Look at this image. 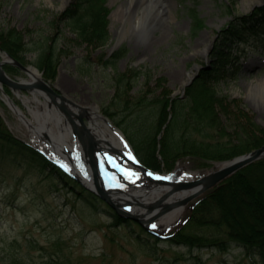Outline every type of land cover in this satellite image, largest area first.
Returning a JSON list of instances; mask_svg holds the SVG:
<instances>
[{"label": "rangeland", "instance_id": "rangeland-1", "mask_svg": "<svg viewBox=\"0 0 264 264\" xmlns=\"http://www.w3.org/2000/svg\"><path fill=\"white\" fill-rule=\"evenodd\" d=\"M158 1L164 6L159 18L144 21L136 33H129L130 21L126 16L140 13L138 0L133 3L130 0H107L111 40L104 49L95 51L75 45V34L57 20L70 7L72 0H0V25L25 32L30 48L34 46L32 41L38 43L41 38L50 36L52 45L57 44L69 51L61 58L53 80H46L43 72L31 64L36 51L25 55V64L19 63L36 68L45 82L71 102L85 107L89 113V109L96 108L130 145L123 130L130 118L123 121L120 113L111 119L103 113L106 108L114 110L110 105L115 93L112 85L114 73L122 74L129 69L149 72L153 77L150 85L156 93L167 89L172 98H183L185 90L200 73L209 69L218 33L233 17L248 15L256 8L264 7V0ZM194 16L202 25L198 26ZM253 40L254 37L248 34L238 45L232 63L234 74L223 78L215 88L220 96L236 100L254 122L264 128V49L255 48ZM123 48L126 54L117 62L116 68H103L98 58L104 55L107 59ZM3 56L5 52L0 49V61ZM4 66L17 69L11 74L5 70L13 80L26 82L30 79L18 67ZM157 78L165 79L162 88H156ZM144 82V78L139 79L131 97L141 95L145 90ZM257 83L262 85L253 89ZM5 89L12 93L10 96L24 114L34 120L31 110L36 104L27 105L22 100V96L33 99L32 92L17 91L21 95L18 99L15 91L7 86ZM52 108L55 109L53 105ZM0 117L13 137L39 151L1 91ZM84 122L89 124L88 120L84 119ZM98 122L103 129L109 126L103 119ZM109 133L106 130L108 137ZM216 165L205 166L186 158L176 162L171 171H167L162 163L158 173L175 172L180 180H196ZM136 171L130 170L133 176ZM200 196L176 207L182 211L171 227L161 229L160 225L153 227L152 224L150 228L161 237L171 234L182 225L191 205ZM112 212L114 210L106 202L80 184L62 183L49 175L48 170L41 171L34 165L17 164L12 159L0 157V264H49L51 260L60 264H251L235 246L219 252L157 242L149 236L146 227L134 220L127 219L129 224L115 225ZM13 256H17V263L12 261Z\"/></svg>", "mask_w": 264, "mask_h": 264}, {"label": "trees", "instance_id": "trees-1", "mask_svg": "<svg viewBox=\"0 0 264 264\" xmlns=\"http://www.w3.org/2000/svg\"><path fill=\"white\" fill-rule=\"evenodd\" d=\"M106 3L107 0H72L70 7L57 19L75 34V45L95 51L110 43V10ZM194 18L198 26L202 25ZM248 31L254 34L255 47H264V7L256 8L248 15L233 17L218 33L209 69L200 73L185 90L183 98H172L167 89L156 93L150 85L153 77L149 72L129 69L122 74L114 73L115 93L110 102L114 110L106 108L103 113L111 119L120 113L123 121L130 118L123 130L144 166L159 171L163 163L165 169L171 171L176 162L186 158L208 166L264 146V128L256 124L236 100L220 96L215 88L223 78L234 74L232 49ZM25 35L14 27L0 25V49L22 64H25L24 57L28 52L36 51L31 64L43 72L46 80H53L61 58L69 51L52 45L50 36L41 38L38 43L32 41L34 46L30 48ZM125 54L123 48L107 59L104 55L98 59L103 68L115 69ZM4 67L10 74L17 71L11 66ZM140 78L145 79V90L140 96L131 97ZM164 84V78L155 79L156 88H162ZM6 92L10 94L8 90ZM0 157L12 159L17 164L34 165L41 171L48 170L49 175L62 183L78 186L31 146L13 137L1 117ZM111 214L115 225L130 223L115 212ZM149 236L157 242L162 241ZM166 242L219 252L235 246L251 264H264V158L238 170L200 196L191 205L188 217ZM29 245L35 248L34 244ZM12 261L17 263V256H13ZM49 264L60 263L51 260Z\"/></svg>", "mask_w": 264, "mask_h": 264}, {"label": "bare ground", "instance_id": "bare-ground-1", "mask_svg": "<svg viewBox=\"0 0 264 264\" xmlns=\"http://www.w3.org/2000/svg\"><path fill=\"white\" fill-rule=\"evenodd\" d=\"M132 3L134 0H130ZM138 6L140 8V13L132 15L128 14L126 17L130 21V27L128 28L129 33H136L141 26L142 22H152L157 20L159 15L164 10V6L158 0H138ZM208 53V49H205V54ZM3 60H8L6 56H3ZM30 79L26 81L29 84H37L41 80V75L34 69L29 72ZM24 82V81H23ZM262 83H257L252 88H256ZM251 88V90H252ZM33 99L22 96V100L27 105L36 104L35 109H30L33 115V119L28 118L20 107L16 105L10 94L8 95V103L12 102L14 106H11L14 114L17 118L25 125L28 129V133L32 138L33 142L39 147L52 161L59 167V169L74 175L78 180L76 182L83 183L88 188H94V182L92 177V170L88 167V163L82 157V150L79 141L74 139L72 125L66 121L61 113L55 110H48L47 100L42 98L44 96L40 90H31ZM14 94L17 98H21L20 92L15 91ZM9 103V104H10ZM91 114L92 134L97 140V142L109 149H122L121 153L128 157H131V149L127 146V143L122 138V135L118 131H114L108 126H104V129L98 122L100 115L96 108L89 109ZM53 122L54 125H51ZM106 130L110 133L109 137L106 134ZM105 151V150H104ZM110 154V153H106ZM111 156L113 154H110ZM109 166L113 170V175L108 176L106 172L104 173L106 182L104 180L103 187L106 190H110V196L113 201L119 203L124 202V206H129V211L132 214L148 220L151 217H158L156 224L160 225L159 228L165 229L171 227L172 224L178 220L181 213V209H174L167 214H163L160 208H155L149 210L146 208L147 204L154 202L156 200H162L164 194L169 186H157L153 183L147 182L146 179H140L137 174L132 175L130 170L127 169L128 164L121 162L120 159L114 158L110 160ZM100 165L97 166L99 168ZM108 167V166H107ZM106 171V169L104 170ZM117 178V179H116ZM103 179V178H102ZM146 181V182H144ZM130 187V190L126 188ZM123 189L125 192L119 193L118 190ZM185 194L173 193L168 195L166 204L173 203L181 200ZM133 201V209L130 202ZM165 202V200H164Z\"/></svg>", "mask_w": 264, "mask_h": 264}, {"label": "water", "instance_id": "water-1", "mask_svg": "<svg viewBox=\"0 0 264 264\" xmlns=\"http://www.w3.org/2000/svg\"><path fill=\"white\" fill-rule=\"evenodd\" d=\"M5 56L8 58V60H1L0 61V91L8 100V95L4 92L3 86H7L14 91H28L31 92V90H40L41 93L44 94V96H41L42 98L47 100L48 108L55 110L59 112L57 109H59L66 119L71 125L73 130L74 139L79 141L81 144V147L83 149V152L85 154V160L89 164L92 170V177L94 182V188H88L83 183H80L83 187L90 190L92 193H94L96 196H98L101 200L106 202L114 211L115 213L125 219H131L139 223L141 226L146 227L147 225L156 221L158 217H151L148 220H144L134 214H132L131 211H129V206H124V202H115L113 201L112 197L110 196V190H106V188L103 187L104 180L105 179V171L100 176L97 168V161L102 160L104 163L109 165V161L107 157L104 154V150H111L115 155L120 156L124 161H127L131 166H133L135 169H137L143 176H145L150 182H154L157 186H169L170 188L163 196L162 200H156L152 201L149 204H147L146 208L149 210H153L155 208H160L162 210L163 214H167L171 212L172 210L176 209V207L180 205H185L189 203L192 199L197 198L198 196L202 195L206 191L210 190L211 188L217 186L219 183L223 182L225 179L230 177L232 174L237 172L238 170L244 168L245 166L260 160L264 158V146H262L259 149H256L254 151H251L247 154L241 155L239 157H236L232 160L226 161L224 163H221L219 167H214L208 174L202 176L201 178H198L196 180H179L175 174H160L156 171L150 170L146 168L144 165H142L137 158L133 156L131 153V158L126 156L125 154H122L120 150L118 149H109L106 147L101 146L95 137L92 134V126L91 124L93 121H91V114L88 112V110L85 107H80L76 105L75 103L71 102L69 99L64 97L61 93H59L53 86L48 84V82H45L44 79L41 78L40 82L37 84H29L26 82H17L13 80L4 70V65L9 64L18 67L23 72H25L29 76V72L31 69H34L38 72V70L34 67H27L19 62L15 61L11 56L5 53ZM41 75V74H40ZM190 82L192 79L189 80ZM189 82V83H190ZM9 101V100H8ZM10 103V102H9ZM10 106H14V104L11 102L9 104ZM52 105L55 107V109L52 108ZM72 107L73 109H71ZM47 108V109H48ZM57 108V109H56ZM49 110V109H48ZM85 120H88L89 124L86 125L84 122ZM100 119H103L112 129L111 123L100 116ZM77 120V121H75ZM78 123V124H77ZM115 130V129H114ZM95 153H98V156H96ZM111 172V169L108 167V171ZM106 172V174H107ZM74 180H78L74 175L69 174ZM108 175V174H107ZM103 178V179H102ZM119 193H123L121 189L118 190ZM173 193L178 194H185L184 197L177 201L175 204L168 203L167 196ZM165 200V202H164ZM128 201V200H125ZM130 202V205L134 206L133 201Z\"/></svg>", "mask_w": 264, "mask_h": 264}, {"label": "snow or ice", "instance_id": "snow-or-ice-1", "mask_svg": "<svg viewBox=\"0 0 264 264\" xmlns=\"http://www.w3.org/2000/svg\"><path fill=\"white\" fill-rule=\"evenodd\" d=\"M131 158V157H130ZM153 227H155V225H153Z\"/></svg>", "mask_w": 264, "mask_h": 264}]
</instances>
